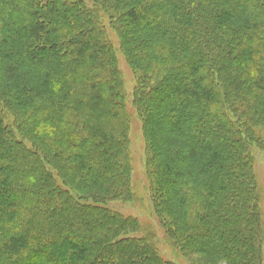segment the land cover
<instances>
[{"label":"trees","instance_id":"1","mask_svg":"<svg viewBox=\"0 0 264 264\" xmlns=\"http://www.w3.org/2000/svg\"><path fill=\"white\" fill-rule=\"evenodd\" d=\"M105 18L135 77L160 216L174 196L190 250L262 264L264 0H0V264H171L151 236L128 245L139 222L103 205L132 200Z\"/></svg>","mask_w":264,"mask_h":264},{"label":"rangeland","instance_id":"2","mask_svg":"<svg viewBox=\"0 0 264 264\" xmlns=\"http://www.w3.org/2000/svg\"><path fill=\"white\" fill-rule=\"evenodd\" d=\"M104 21L107 25L109 36L112 39L113 45L116 50L115 54L117 56L118 67L122 75L123 87L126 92L125 104L127 107V111L131 116L128 141L131 160L130 181L132 200H110L103 205L108 209H112L120 213L124 217H129L139 222L141 231L129 234L128 237L132 238L134 240V243L128 245L136 246V240H144L145 238L149 239V236H151L153 244L152 246L156 249L157 253L165 262H170L171 264H226L219 259L207 255H202L195 252L194 250L189 249V243H186L182 239L183 237L187 238L189 232L183 230L179 224V219L176 212L178 208L174 196H171V198L168 197L167 202L170 205L168 208L173 206V211H175L176 214L167 217L163 215V217L165 216L166 218H162V216H160V213L162 212L160 211L159 213V210H157L156 208V202L159 203V200L157 201L156 193H154L153 191L157 186L156 184H152L151 181L150 172L152 170L149 169L148 165L149 149L144 134L143 124L140 119L141 115L137 109V106L132 101V92L134 89L135 77L133 71L126 61V58L123 56L120 50L116 28L112 27L111 22L106 18L104 19ZM259 128L260 131L264 134V128ZM153 130L156 131L155 128ZM25 143L26 146H28L29 148L31 147L27 141ZM251 152L255 176L262 192L260 206L262 209H264V149H261L258 144L252 143ZM47 166L50 170H53L54 168L50 165ZM52 172L54 173V171ZM54 175L57 182L62 184L66 190H70V192L72 191L71 193L75 194L77 198H79V200L92 204L93 201L92 199H90V192L86 191L85 193L84 191H79L71 188L72 186L68 185L69 180L65 182L59 179L57 172L54 173ZM171 230H174L176 233H178L179 237L175 234H172V238L174 239V246H176L177 248H173L166 242V236H171ZM175 249L178 253L175 252ZM64 261L61 260V263H63ZM262 264H264V251L262 256Z\"/></svg>","mask_w":264,"mask_h":264}]
</instances>
